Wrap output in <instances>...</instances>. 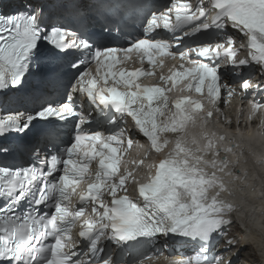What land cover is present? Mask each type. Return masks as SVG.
<instances>
[{"label":"snow or ice","instance_id":"snow-or-ice-1","mask_svg":"<svg viewBox=\"0 0 264 264\" xmlns=\"http://www.w3.org/2000/svg\"><path fill=\"white\" fill-rule=\"evenodd\" d=\"M237 94L264 109V0H0V264H143L177 242L172 264H233L235 146L187 128ZM135 135L172 144L146 182L120 172Z\"/></svg>","mask_w":264,"mask_h":264},{"label":"bare ground","instance_id":"bare-ground-1","mask_svg":"<svg viewBox=\"0 0 264 264\" xmlns=\"http://www.w3.org/2000/svg\"><path fill=\"white\" fill-rule=\"evenodd\" d=\"M234 111L235 108L231 106L227 112L233 116ZM238 116L247 119L249 114L243 112L242 116L241 114ZM262 126L263 123L256 120L250 123L242 121L238 123L237 128L232 123L228 127L224 125L218 128V130L231 132L229 138L236 145V170L242 166L238 174L225 177L230 194H223V198L235 207L233 216L236 224L240 225L241 229L246 225L248 229L247 233H244L235 227V232L238 233V236L236 235L238 243L235 249L238 248L239 251L237 250L238 258H236L233 254L237 251L234 248L230 250H234L230 256L234 260L233 264H264V128H261ZM210 130L216 134L215 129L206 125L202 126L198 122L195 126L189 125L187 133L191 138L201 132L213 133ZM171 145L170 143L168 148L159 154L166 155L171 149ZM148 154L150 157L158 156L155 155V152H148ZM229 157L231 156L228 155ZM229 161H233V157ZM211 194L209 193V195ZM229 234L233 235V232ZM241 245L243 246L241 247Z\"/></svg>","mask_w":264,"mask_h":264},{"label":"rangeland","instance_id":"rangeland-1","mask_svg":"<svg viewBox=\"0 0 264 264\" xmlns=\"http://www.w3.org/2000/svg\"><path fill=\"white\" fill-rule=\"evenodd\" d=\"M229 230H231V229H229ZM235 230H236V228L234 227V228H232V230L230 231V232H234V235H237L238 236V233L237 232H235ZM236 233V234H235ZM241 256V255H240Z\"/></svg>","mask_w":264,"mask_h":264}]
</instances>
